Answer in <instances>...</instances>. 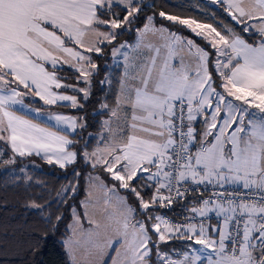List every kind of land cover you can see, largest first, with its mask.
Returning <instances> with one entry per match:
<instances>
[{
  "label": "snow or ice",
  "instance_id": "obj_1",
  "mask_svg": "<svg viewBox=\"0 0 264 264\" xmlns=\"http://www.w3.org/2000/svg\"><path fill=\"white\" fill-rule=\"evenodd\" d=\"M195 7L200 18L145 15L155 4L141 0H0V167L37 156L66 170L82 159L103 174L86 177L83 211L70 206L66 264H264V0ZM106 50L122 73L86 133L84 116L51 109L85 106ZM73 176L58 203L76 196ZM174 205L182 222L161 211ZM26 207L53 232L64 220L51 202Z\"/></svg>",
  "mask_w": 264,
  "mask_h": 264
},
{
  "label": "trees",
  "instance_id": "obj_2",
  "mask_svg": "<svg viewBox=\"0 0 264 264\" xmlns=\"http://www.w3.org/2000/svg\"><path fill=\"white\" fill-rule=\"evenodd\" d=\"M198 2L200 0L141 1L144 4H155V8L147 9L145 15L163 10L181 16L200 18L201 13L195 7ZM207 6L212 7L210 4ZM219 15L224 21H229L223 12H219ZM142 22L143 16L140 17L138 24ZM159 22L161 21L158 20ZM163 23L169 22L163 21ZM136 26L133 25V27ZM120 39L121 41L132 42L134 33L122 35ZM95 60L98 64V71L92 79V95L85 106L82 109L70 107L51 109L53 112L66 115L84 116L89 125L85 132L93 134L99 129V122L103 118L99 113V103L106 97L111 102L112 94L115 91V81L121 74L119 67L111 68L109 66L111 61L110 50H106L103 56L95 57ZM66 75L71 76L72 74L66 72ZM105 76L113 80L112 87L100 83ZM69 83H75V79H70ZM69 94L71 93L69 92ZM25 102L29 103L30 101L26 99ZM31 103L37 107H47L40 104L38 100L31 101ZM84 139H88L87 135L84 136ZM81 146L76 145L75 147ZM21 167H26V174L33 177L31 182H25V173L19 171ZM74 170L81 172V176L78 178L79 188L76 196L70 198L67 204H60L57 202L56 193L61 191L62 186L69 181L77 179L73 176ZM89 173L103 175L99 170H92L82 159H78L74 165L69 166L66 170L60 169L56 165H49L37 156L24 158L23 161L7 169L0 167V264H66L65 253L61 245L65 231L64 225L71 219L70 206H76L78 211H82L79 204L84 199L86 177ZM36 181H40V183ZM30 200H36L39 203L51 202L48 212L53 217L57 214H63L64 220L57 231L51 230V226L42 219L39 210L26 207ZM130 202L135 203L134 198L130 197ZM57 209H59V213ZM161 211L168 212L174 218L183 217L182 205H174L173 210L162 209ZM170 246L179 251L185 250L184 241H172Z\"/></svg>",
  "mask_w": 264,
  "mask_h": 264
},
{
  "label": "crops",
  "instance_id": "obj_3",
  "mask_svg": "<svg viewBox=\"0 0 264 264\" xmlns=\"http://www.w3.org/2000/svg\"><path fill=\"white\" fill-rule=\"evenodd\" d=\"M134 41V40H133ZM132 41V42H133ZM116 67V66H115ZM117 67H119L120 68V70H121V73H122V67L121 66H117ZM40 102V101H39ZM40 104H42V102H40ZM58 113V112H57ZM26 115H28V116H30L32 119H34L35 121H38V122H40V123H42V124H46V125H48V126H50V127H53V130H57L54 126H52V125H50V122H48L47 121V119H45V117H43V116H36L34 113H31V112H27V113H25ZM60 114H62V113H60ZM66 115V114H65ZM60 131H64V129L63 128H61V129H59ZM69 135H73V133H70L69 132ZM87 183V182H86ZM183 218V217H182ZM211 222H215V220H212Z\"/></svg>",
  "mask_w": 264,
  "mask_h": 264
},
{
  "label": "rangeland",
  "instance_id": "obj_4",
  "mask_svg": "<svg viewBox=\"0 0 264 264\" xmlns=\"http://www.w3.org/2000/svg\"><path fill=\"white\" fill-rule=\"evenodd\" d=\"M142 1V0H141ZM119 59V58H118ZM109 66L112 68V67H117L118 65H117V63H116V60H114L113 58H112V56H111V61H110V64H109ZM48 121V120H47ZM48 122H50V125H52V126H54L55 125V122L54 121H48ZM94 175V174H93ZM82 210V209H81ZM83 211V210H82ZM214 223V222H213ZM186 250V249H185Z\"/></svg>",
  "mask_w": 264,
  "mask_h": 264
},
{
  "label": "built area",
  "instance_id": "obj_5",
  "mask_svg": "<svg viewBox=\"0 0 264 264\" xmlns=\"http://www.w3.org/2000/svg\"><path fill=\"white\" fill-rule=\"evenodd\" d=\"M169 217H170V219H172L174 221H177V222H182L183 221V218H174L173 216H170V215H169ZM212 220H215L214 216L212 217Z\"/></svg>",
  "mask_w": 264,
  "mask_h": 264
}]
</instances>
